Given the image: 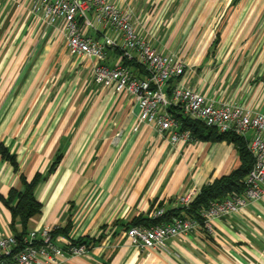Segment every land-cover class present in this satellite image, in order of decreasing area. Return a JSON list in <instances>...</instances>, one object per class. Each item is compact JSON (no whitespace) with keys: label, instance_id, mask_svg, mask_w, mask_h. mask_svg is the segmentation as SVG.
Returning a JSON list of instances; mask_svg holds the SVG:
<instances>
[{"label":"crops","instance_id":"obj_1","mask_svg":"<svg viewBox=\"0 0 264 264\" xmlns=\"http://www.w3.org/2000/svg\"><path fill=\"white\" fill-rule=\"evenodd\" d=\"M112 1L131 10L152 47L184 59V74L169 87L179 83L264 113V0ZM120 61L112 49L104 64ZM94 63L72 55L63 33L45 26L28 1L0 0V145L17 166L0 155V236L50 226L59 246L95 241L60 264H264V196L216 219L213 234L197 228L169 238L166 250L129 244L126 224L174 208L191 190L193 201L240 160L226 140L171 143L158 135L139 122L131 95L94 82ZM36 174L41 209L25 227L12 226L3 199L23 189L22 176Z\"/></svg>","mask_w":264,"mask_h":264},{"label":"built area","instance_id":"obj_2","mask_svg":"<svg viewBox=\"0 0 264 264\" xmlns=\"http://www.w3.org/2000/svg\"><path fill=\"white\" fill-rule=\"evenodd\" d=\"M23 1H28L30 11L45 26L63 33L72 55L95 61L92 75L96 84L131 95L140 109L139 122L171 143L192 140L190 131L181 129L169 111L171 106L219 132H232L245 138L247 132L252 131L247 148L253 164L244 178L243 192L211 201L200 213L201 222L182 213L166 224L131 226L125 229L131 246L141 251L166 250L165 243L169 238L197 228L213 234L216 219L237 214L264 196V113L238 102L217 101L179 83L168 91L170 81L184 74V59L175 53L163 54L152 47L136 31L131 10L112 0ZM105 30H110L111 34ZM112 49L119 51L121 61L108 66L104 61ZM124 61L138 63L144 74L133 72ZM194 194L195 191H188L177 197L173 204L186 208ZM164 211V207L157 208L152 218L160 217ZM53 230V227L43 226L19 238L14 234L0 236V264H60L69 257L83 256L88 252L86 244L68 242L65 247L59 246L52 236Z\"/></svg>","mask_w":264,"mask_h":264},{"label":"trees","instance_id":"obj_3","mask_svg":"<svg viewBox=\"0 0 264 264\" xmlns=\"http://www.w3.org/2000/svg\"><path fill=\"white\" fill-rule=\"evenodd\" d=\"M124 64L129 66L133 72L137 74H144L143 68L138 63L124 61ZM171 87L172 86L168 87L167 90L170 91ZM169 111L173 114L181 129H187L190 131L192 138L198 137L215 141L226 140L234 143L237 148L240 165L228 175L216 178L212 182L204 185L193 201L190 202L188 207H174L171 209L165 208L164 213L158 218L133 219L130 223L125 225V229L135 225L149 226L153 224H166L171 222L173 217L179 216L182 213L201 222L200 213L211 201L220 200L230 194L241 193L244 190V178L247 176L253 164V157L247 148V141L245 138L232 132H219L215 128L208 127L201 122L192 120L183 115L176 107L171 106ZM0 155L9 160L13 168L16 170L17 166L14 155L10 154L3 145H0ZM21 181L23 189L21 191L11 189L7 199H3V202L10 209L12 226L13 223L18 220L21 222L22 226L25 227L28 219L37 214L41 209V203L37 201L34 194L35 186L39 181V175L36 174L31 180H27L25 176H22ZM26 233L27 232L22 231L20 233H14V235L19 238ZM54 234L55 230H53L52 233L53 238ZM72 243L86 244L89 250L94 246L95 241L81 239L72 241Z\"/></svg>","mask_w":264,"mask_h":264},{"label":"rangeland","instance_id":"obj_4","mask_svg":"<svg viewBox=\"0 0 264 264\" xmlns=\"http://www.w3.org/2000/svg\"><path fill=\"white\" fill-rule=\"evenodd\" d=\"M72 78V77H71Z\"/></svg>","mask_w":264,"mask_h":264}]
</instances>
